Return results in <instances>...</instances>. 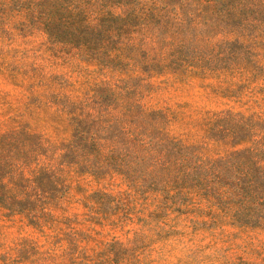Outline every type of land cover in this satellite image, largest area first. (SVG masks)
Returning <instances> with one entry per match:
<instances>
[{
	"label": "rangeland",
	"instance_id": "1",
	"mask_svg": "<svg viewBox=\"0 0 264 264\" xmlns=\"http://www.w3.org/2000/svg\"><path fill=\"white\" fill-rule=\"evenodd\" d=\"M72 1L0 0V135L26 123L63 142L70 133L56 119L64 99L95 107L110 102L95 94L109 85L167 112L171 137L203 160L250 146L211 138L208 124L223 113L253 117L264 129V0H218L216 10L209 0H84L81 8L116 15L122 1L133 19L100 59L45 31L47 20L70 22L59 12ZM63 179L67 194L43 227L0 208V264H264V224H233L194 190L73 167ZM96 192L110 196L108 214L91 210Z\"/></svg>",
	"mask_w": 264,
	"mask_h": 264
},
{
	"label": "trees",
	"instance_id": "2",
	"mask_svg": "<svg viewBox=\"0 0 264 264\" xmlns=\"http://www.w3.org/2000/svg\"><path fill=\"white\" fill-rule=\"evenodd\" d=\"M217 2L209 0L208 8L216 10ZM117 3L123 9L119 15L96 7L81 8L85 1L73 0L59 12L70 22L47 20L45 31L51 40L100 59L109 55L113 38L119 39L115 44L120 43V34L133 27L125 4ZM56 11L50 10V18ZM119 92L118 86L111 85L96 91L111 99L95 107L66 97L56 119L70 133L63 142L34 133L26 123L0 135V208L9 216L21 215L31 225L43 227L54 220L52 211L67 194L63 174L73 167L98 179L114 173L132 182L137 175L151 178L154 189L173 182L218 203L233 224L251 228L264 224V129L257 128L253 117L228 111L222 120L208 124L211 138L233 148L250 146L221 160H203L196 147L171 137L167 112L149 110L138 99ZM239 117L242 125H231ZM90 202L91 210L103 215L112 203L103 192L93 194Z\"/></svg>",
	"mask_w": 264,
	"mask_h": 264
}]
</instances>
